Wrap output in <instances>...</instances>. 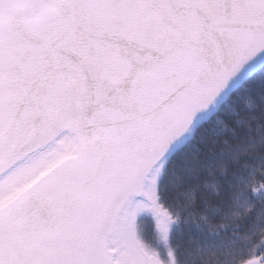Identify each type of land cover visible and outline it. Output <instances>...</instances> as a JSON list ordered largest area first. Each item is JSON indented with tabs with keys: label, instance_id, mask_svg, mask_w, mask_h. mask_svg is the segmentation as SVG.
<instances>
[{
	"label": "snow or ice",
	"instance_id": "obj_1",
	"mask_svg": "<svg viewBox=\"0 0 264 264\" xmlns=\"http://www.w3.org/2000/svg\"><path fill=\"white\" fill-rule=\"evenodd\" d=\"M0 264H264V0H0Z\"/></svg>",
	"mask_w": 264,
	"mask_h": 264
}]
</instances>
